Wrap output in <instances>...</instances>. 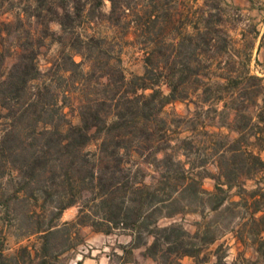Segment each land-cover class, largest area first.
I'll return each mask as SVG.
<instances>
[{
  "label": "trees",
  "instance_id": "16d2710c",
  "mask_svg": "<svg viewBox=\"0 0 264 264\" xmlns=\"http://www.w3.org/2000/svg\"><path fill=\"white\" fill-rule=\"evenodd\" d=\"M103 1L29 0L12 21L0 19V264H60L83 242L81 226L128 233L123 255L140 248L156 264H181L184 256L205 263L203 249L227 231L263 254L264 87L248 69L254 41L234 46L222 0L196 7L108 0V13ZM101 22L134 29L142 74H125L111 37L97 28ZM46 39L57 52L42 70ZM9 55L15 60L6 67ZM184 100L195 106L191 118L162 115ZM65 108L76 110L77 123ZM204 112L217 130L198 122ZM209 161L216 173L206 168ZM247 180L255 181L252 188ZM71 206L75 218L60 223ZM188 212L200 217L193 232L177 221L159 224ZM5 228L28 242L5 253ZM221 249L214 264H234Z\"/></svg>",
  "mask_w": 264,
  "mask_h": 264
},
{
  "label": "rangeland",
  "instance_id": "374dc122",
  "mask_svg": "<svg viewBox=\"0 0 264 264\" xmlns=\"http://www.w3.org/2000/svg\"><path fill=\"white\" fill-rule=\"evenodd\" d=\"M188 6H200L204 0H182ZM22 2H29V0H4V5L2 6V11L0 12V19L6 22L12 21L16 15L19 4ZM224 7L223 14V24L228 30L234 46H241L243 43L245 45L251 44L254 41V49L252 51V56L248 64V69L251 74H256L263 77L262 85L264 87V0H222ZM110 9V2L104 0L101 6V10L104 13H108ZM49 27L53 31L59 30V25L52 21L49 23ZM97 28L102 34H108L111 37V41L114 45V50L119 54L121 58V64L124 72L127 76L132 74H142L143 73V51L142 46L139 43L140 37H136L134 29L128 28H117L110 27L106 23H99ZM253 29L258 31V35L253 39ZM244 32V41L240 40V33ZM263 40V44L259 51L257 47L259 43ZM57 52V45L53 43L50 39H46L44 44L41 46V54L39 55V66L42 70L49 66V60ZM79 60V57H75ZM15 60L14 55H9L5 59V66L9 67ZM166 90L165 87H163ZM194 96H192L193 98ZM262 97L264 98V89ZM195 106L188 100L184 101H174L166 105L162 110V115L167 119L174 116L184 117L186 119L191 118L194 112ZM206 108V107H205ZM67 117L72 123L78 122V115L76 110L65 108ZM211 113H202L201 119L198 122H205V128L207 130H217L215 127H210ZM217 120V118L215 119ZM203 124V123H200ZM222 132H226L225 128L219 129ZM179 134V136H185L187 133L181 131V128L174 130V133ZM201 130H197L195 133V138L200 139L202 133ZM260 147V155L264 159V137ZM97 141H92L88 145L87 149L93 151L96 149ZM206 168L212 172L216 173L217 169L213 163L210 161L207 163ZM153 173V171L149 170ZM150 173V174H151ZM150 175L147 176V180H150ZM203 187L210 191L213 188V180L209 177L203 179ZM254 180H247L245 183L246 188H252L254 186ZM77 213V206H71L65 209L60 218V223L65 221H72ZM210 218V216H208ZM200 217L198 213L188 212L182 216H176L175 218L168 219L163 218L159 221V224L166 225L170 222H181L184 227L193 232L196 229L195 222L199 221ZM73 228V227H72ZM74 228L72 229V231ZM77 231L83 242L79 243L73 250L65 252L61 256L60 264H75L76 261H80L81 264H89V258H94L97 260V264H124V258L128 259V264H134L133 259H136L140 263L144 264H156L154 260L149 257L143 256L140 248L133 249L132 255H123V251L120 245H127L130 241H127L130 236L128 233H121L114 230L111 234H103L102 232H96L92 230L89 226L77 227ZM5 240H4V252L9 253L14 250L17 246L25 244L28 242L27 239H17L13 233L12 229H4ZM31 239V238H30ZM222 244L221 253L225 254L224 260L227 263L234 264H264V253L260 254L255 251L253 245H244L236 240L234 233L227 231L221 235V237L214 242L206 246L203 249V254L208 257V260L202 264H214L215 256L213 254L216 247ZM100 259V260H99ZM86 260V263L83 261ZM195 259L189 256H184L181 258V264H195Z\"/></svg>",
  "mask_w": 264,
  "mask_h": 264
},
{
  "label": "crops",
  "instance_id": "0c3cea01",
  "mask_svg": "<svg viewBox=\"0 0 264 264\" xmlns=\"http://www.w3.org/2000/svg\"><path fill=\"white\" fill-rule=\"evenodd\" d=\"M130 240H131V236L128 237L127 241H130ZM88 260H90L89 264H97V260L94 258H89ZM83 263H86V260H84ZM124 264H128V262H124Z\"/></svg>",
  "mask_w": 264,
  "mask_h": 264
}]
</instances>
